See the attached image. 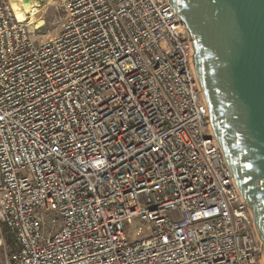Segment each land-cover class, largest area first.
Here are the masks:
<instances>
[{"label": "built area", "instance_id": "obj_1", "mask_svg": "<svg viewBox=\"0 0 264 264\" xmlns=\"http://www.w3.org/2000/svg\"><path fill=\"white\" fill-rule=\"evenodd\" d=\"M38 4L0 0V264H264L166 0Z\"/></svg>", "mask_w": 264, "mask_h": 264}, {"label": "water", "instance_id": "obj_2", "mask_svg": "<svg viewBox=\"0 0 264 264\" xmlns=\"http://www.w3.org/2000/svg\"><path fill=\"white\" fill-rule=\"evenodd\" d=\"M182 22L190 66L264 262V0H166Z\"/></svg>", "mask_w": 264, "mask_h": 264}, {"label": "bare ground", "instance_id": "obj_3", "mask_svg": "<svg viewBox=\"0 0 264 264\" xmlns=\"http://www.w3.org/2000/svg\"><path fill=\"white\" fill-rule=\"evenodd\" d=\"M10 2L17 20L24 21L28 16L29 24H35L38 27L43 25V20L38 17V13H40L38 0H10ZM23 15L26 16L23 17Z\"/></svg>", "mask_w": 264, "mask_h": 264}, {"label": "rangeland", "instance_id": "obj_4", "mask_svg": "<svg viewBox=\"0 0 264 264\" xmlns=\"http://www.w3.org/2000/svg\"><path fill=\"white\" fill-rule=\"evenodd\" d=\"M41 7H44V11L41 15H39L41 17H39V16L38 17L43 20V25L39 27V31L42 34H44V33H48L49 31H51L55 27H57V22H58L59 16L57 15V12L52 7L46 6V5L45 6L41 5ZM24 16H26V15H23V17Z\"/></svg>", "mask_w": 264, "mask_h": 264}, {"label": "crops", "instance_id": "obj_5", "mask_svg": "<svg viewBox=\"0 0 264 264\" xmlns=\"http://www.w3.org/2000/svg\"><path fill=\"white\" fill-rule=\"evenodd\" d=\"M1 256H2V248H0V260H1Z\"/></svg>", "mask_w": 264, "mask_h": 264}]
</instances>
